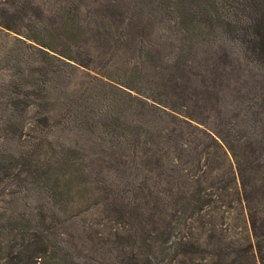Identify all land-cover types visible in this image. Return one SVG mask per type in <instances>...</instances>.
<instances>
[{
    "label": "rangeland",
    "instance_id": "374dc122",
    "mask_svg": "<svg viewBox=\"0 0 264 264\" xmlns=\"http://www.w3.org/2000/svg\"><path fill=\"white\" fill-rule=\"evenodd\" d=\"M192 9L191 0H0V21L11 27L0 31V154L40 150L79 168L70 183L46 180L50 195L0 197V211L20 226L30 219V232L40 215L53 226L47 264H124L125 252L146 251L154 238L153 254L166 261L173 251L162 252L159 215H172L171 239L201 241L209 260L222 237L228 262L264 264V205L254 230L224 142L238 149L237 140H252L264 159V64L248 51L257 30L239 25L257 19L210 28ZM205 89L214 96L203 100ZM27 94L33 104L16 126L5 107ZM160 173L175 183L168 192L156 184ZM247 179L262 187L260 202L264 165ZM156 192L169 194L164 211ZM207 192L213 203L197 211L190 197Z\"/></svg>",
    "mask_w": 264,
    "mask_h": 264
},
{
    "label": "trees",
    "instance_id": "16d2710c",
    "mask_svg": "<svg viewBox=\"0 0 264 264\" xmlns=\"http://www.w3.org/2000/svg\"><path fill=\"white\" fill-rule=\"evenodd\" d=\"M191 2L194 4L195 8L192 9L191 12L192 14H196L195 16H192V19H195L198 15L196 19H204L203 22H205L206 26L210 28H215L216 25H219L230 27L231 29L237 22L243 23L247 19H257L255 23L246 22L245 24L239 25H242L243 29L253 26L257 30V33L254 34V38L250 40L252 45L249 47L248 51L255 57L253 60L256 62L260 61L264 64V0H191ZM256 8L260 10V13L254 16L252 13ZM1 26L8 29L11 28L7 25V23L0 21V31H2ZM13 30L17 29L13 27ZM27 37L30 40H33L30 36ZM34 42L40 44L37 40ZM241 42L243 43V41ZM38 51L49 55L48 52L40 48ZM218 60L222 64V60H220V58H218ZM63 62L65 65L74 67V65L69 62ZM231 67L232 68L230 69L229 74L236 72V69L233 66ZM214 69H216V73L219 75H221L222 72L227 74L224 67L221 69L222 72L219 70L220 67ZM213 83V88L215 90L216 83ZM15 93L17 95L24 94L20 90L15 91ZM31 93L36 95L35 91H31ZM29 96H32V94H27L23 99H12L10 105L5 107L6 111L9 113L8 119L16 126L22 125L26 119L29 106L33 104L32 101H30ZM205 96L206 99L204 98L203 100H207L209 97L214 96V91L210 92L205 89ZM45 119L46 118H42V120ZM34 122H39V119H35L33 123ZM139 127L149 136L154 135L149 129L142 126ZM173 131L174 130H172L171 133H173ZM138 136H140V134H138ZM169 139V141H171L173 138L169 137ZM211 139L213 141L215 140L212 136ZM224 142L226 144V148H228L236 160V168L241 183V193L238 190L234 193L236 195V200L238 201L242 199L245 202L249 222L254 230H257L262 227V223H257V214L261 211L257 208H259L260 204L264 205V198L261 197L259 202V197H257L258 188L262 187L257 188L254 183L249 184L247 177H254L255 166L262 167V165H264V159L261 160L258 156L257 148L252 140H237L238 149L231 147V145H229L225 140ZM42 154L43 153L40 150H37V152L27 151L19 154L18 156L12 154H0V197L2 195H8L10 199L6 201L9 202L11 200V202L14 201L15 203L18 199L20 200L23 197H26L28 192L35 188V190H37V192L42 196L50 195V191L44 185L46 180L53 182L54 180L64 181L70 183L71 180L67 177L69 172L72 170L79 171V168L76 167L78 164L75 161H68L64 158L53 160L51 157H43ZM127 158L128 157L124 152L125 168L128 167L129 163ZM164 158L165 153H162V155H159L156 160L157 167L160 168L161 172H163ZM67 169H70L68 173L66 171ZM158 176L156 184H164L165 186L159 188V190H163L162 193L164 191L168 192L171 190L172 187L169 184L174 186V181H170L166 177H163L161 173ZM13 181H15V189L12 188L9 190ZM193 193L199 195L200 190ZM212 193L213 192L205 193V198L190 197L192 200L189 199V202L195 203L197 211L202 209L209 210V206H211L214 201L211 197ZM155 198V201L163 207V211L165 209L164 207L170 204V201H168L169 194L165 197L164 195H160L156 192ZM11 202L9 203L11 204ZM6 210L7 209L0 211V264H47L46 261L50 255V229L53 228V226L47 225V220L44 219L45 217L40 215V227H37L36 230L30 232L28 230V227L31 226L30 219H26V225L20 226L19 220L17 218L15 219L12 213L6 215ZM171 221L172 215L171 220H167L159 215L155 221L158 232L161 233L159 238L162 245V252L169 250L173 251L171 256L166 261H157V256L153 254L155 242L158 241V238H154L153 244H150V248L146 251L134 252L131 250L129 252H125L124 254H127L128 257L126 256L124 258V264H240L238 259L239 255L233 258V262L227 261L230 254L227 249H231L232 246L223 243L222 247V237L218 238L219 244L214 251V256H216L217 259L211 260L207 259V255L204 256V253H206L207 250L203 249L201 241L196 240L190 242L189 240H186L183 235H178L176 240L171 239L175 236L173 235L175 227L169 230L171 227ZM179 222L178 216L177 223ZM209 224L214 225V222L209 221ZM165 234L166 236L164 237ZM142 238L145 239L146 236H143ZM128 239L132 241V235L128 234ZM196 256L197 258L205 261H197ZM244 256L247 257L246 255Z\"/></svg>",
    "mask_w": 264,
    "mask_h": 264
}]
</instances>
